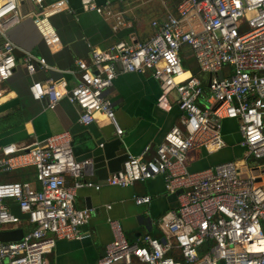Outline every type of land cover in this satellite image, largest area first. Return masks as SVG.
Returning a JSON list of instances; mask_svg holds the SVG:
<instances>
[{"label":"built area","instance_id":"built-area-1","mask_svg":"<svg viewBox=\"0 0 264 264\" xmlns=\"http://www.w3.org/2000/svg\"><path fill=\"white\" fill-rule=\"evenodd\" d=\"M23 2L32 5L29 12L22 11ZM78 2L82 11L112 20L114 31L124 25L123 13L115 12L109 1ZM64 12L75 14L68 0H0V98L1 85L16 68L17 52L28 74L49 70L44 58L14 43L10 31L30 18L47 49L58 50L62 44L51 18ZM157 25L144 42L118 41L104 51L91 47L88 59L75 61L68 70L76 80L72 87L63 78L29 87L34 100H45L47 110L61 100L76 106L82 126L102 115L118 138L124 132L105 95L118 74L149 72L159 87L156 107L169 112L176 104L181 111L179 125L166 133L151 156L145 146L105 181L128 188L163 177L177 206L159 220L162 237L145 235L142 245L130 244L120 223L108 220L113 240L96 264H264V0H179L175 13ZM183 45L199 71L210 75L207 96L199 79L183 69ZM223 119L238 122L242 164L228 161L189 171L190 153L226 147ZM70 143L69 133L62 132L27 146H0V172L32 166L39 184L36 189L27 182L0 183V232L23 230L19 241L0 240V264H47L45 257L56 241L83 239L80 230L91 210L76 209L73 199L78 189L99 190L101 185L82 180L88 162L75 160ZM249 159L262 163L250 169ZM68 177L74 183L69 184ZM133 201L141 206L151 198L135 196ZM8 202L27 215L24 223L11 213ZM23 225L30 229L24 231Z\"/></svg>","mask_w":264,"mask_h":264},{"label":"crops","instance_id":"crops-1","mask_svg":"<svg viewBox=\"0 0 264 264\" xmlns=\"http://www.w3.org/2000/svg\"><path fill=\"white\" fill-rule=\"evenodd\" d=\"M107 1L115 12L123 13L122 27L114 31L112 20H107L93 12L82 11L78 0H68V5L75 14L64 12L51 18V24L62 44V47L55 51L47 49L30 18H26L10 31L11 40L35 57L44 58L49 70H37L32 75L28 74L21 53H16V68L13 76L1 85L3 94L0 98V146L11 143L27 146L34 141L62 132H68L72 141L73 136L85 133L94 140H103L107 144L119 139L116 156L124 154L137 156L145 146H149L148 156H151L166 133L173 126L179 125L181 111L176 104H172L169 112L156 107L159 87L149 72L118 74L112 87L105 93L111 102L116 122L124 132L120 138L100 114L95 115L96 119L92 124L82 126L78 123V108L66 100H61L54 110H47L44 99L32 98L29 87L33 82L48 78L54 80L63 78L69 87L74 86L75 77L68 73V70L74 67L75 61L87 60L91 47L104 51L118 41L144 42L155 34L157 24L161 23L169 13H175L176 9V3L172 0H162L163 3L161 0H95L99 5ZM21 9L29 12L32 5L23 2ZM153 23L157 24L153 26ZM180 56L183 69L199 79L207 96L210 75L199 71L187 46H182ZM171 100H175L174 94L171 95ZM200 103L204 105V97L200 99ZM224 120L233 119L222 121ZM233 121L236 129L231 135L235 139V144L231 145V150L228 151L229 147L226 144L225 148L214 152L217 154L214 161L205 158L203 155L205 150L194 151L188 157L189 171H201L228 161L242 164L243 150L238 147L240 134L237 122ZM223 140L227 143L224 137ZM76 146L71 148L75 149ZM236 147L240 152L235 154L232 149ZM75 153L74 158L78 157L76 149ZM206 154L210 153L206 152ZM250 161L254 160L247 161L248 167L253 169L250 167ZM81 174L82 180L101 185L99 190L80 188L73 199L76 209L91 210L88 223L80 230L83 239L56 241L53 250L45 257L47 264H96L105 255L107 244L113 240L108 220H116L120 223L122 233L130 244L142 245L145 235L153 238L162 237L159 220L166 212L177 206L176 195L166 191L163 177L136 182L128 188H118L106 185V178L96 174L95 170H82ZM13 182H27L39 189L35 169L32 166L0 172V183ZM67 182L72 184L74 179L68 177ZM135 196H149L151 201L147 205L137 206L133 201ZM8 203L10 206L14 205L13 202ZM23 228L27 231L30 226L23 225Z\"/></svg>","mask_w":264,"mask_h":264},{"label":"water","instance_id":"water-1","mask_svg":"<svg viewBox=\"0 0 264 264\" xmlns=\"http://www.w3.org/2000/svg\"><path fill=\"white\" fill-rule=\"evenodd\" d=\"M79 144L82 145L79 146ZM119 144V139H115L107 144L104 143L103 140H94L85 133L73 136L71 141V146L78 145L75 148L78 153V157H76L75 160L77 162H88V164L83 167V170H95L96 174L106 179L110 174L119 171L128 158L127 154L116 156ZM100 145L102 146L100 147ZM75 149H72L74 157L76 156ZM10 211L20 220L27 218V215L20 213L17 205L11 206ZM22 236V229L0 232V240L2 242H16L21 240Z\"/></svg>","mask_w":264,"mask_h":264},{"label":"rangeland","instance_id":"rangeland-1","mask_svg":"<svg viewBox=\"0 0 264 264\" xmlns=\"http://www.w3.org/2000/svg\"><path fill=\"white\" fill-rule=\"evenodd\" d=\"M236 121V120H235ZM237 122V121H236ZM238 125V122H237ZM221 128H222V134L224 139H226L227 141V146L229 147L228 151H230V147L232 144H235V139L233 138V135H231L236 128H235V122L233 120H224L221 123ZM234 140V141H233ZM235 154L238 152H240L239 148L236 147L234 149ZM232 152V151H231ZM203 155L205 156V158L209 161H214V159L217 158V154H206V152L203 151ZM240 158V157H239ZM238 158V159H239ZM258 166H260V162L259 161H250V167L251 168H257Z\"/></svg>","mask_w":264,"mask_h":264},{"label":"trees","instance_id":"trees-1","mask_svg":"<svg viewBox=\"0 0 264 264\" xmlns=\"http://www.w3.org/2000/svg\"><path fill=\"white\" fill-rule=\"evenodd\" d=\"M172 1H174V2L176 3V4H175V3H174V4L177 5V2H178L179 0H178V1H177V0H172ZM175 8H176V6H175Z\"/></svg>","mask_w":264,"mask_h":264}]
</instances>
